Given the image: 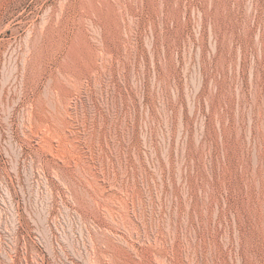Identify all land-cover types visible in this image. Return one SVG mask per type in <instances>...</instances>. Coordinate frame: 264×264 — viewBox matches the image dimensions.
I'll return each mask as SVG.
<instances>
[{
    "label": "rangeland",
    "instance_id": "374dc122",
    "mask_svg": "<svg viewBox=\"0 0 264 264\" xmlns=\"http://www.w3.org/2000/svg\"><path fill=\"white\" fill-rule=\"evenodd\" d=\"M0 264H264V0H0Z\"/></svg>",
    "mask_w": 264,
    "mask_h": 264
},
{
    "label": "bare ground",
    "instance_id": "6f19581e",
    "mask_svg": "<svg viewBox=\"0 0 264 264\" xmlns=\"http://www.w3.org/2000/svg\"><path fill=\"white\" fill-rule=\"evenodd\" d=\"M36 56V55H35ZM33 57V56H32Z\"/></svg>",
    "mask_w": 264,
    "mask_h": 264
}]
</instances>
